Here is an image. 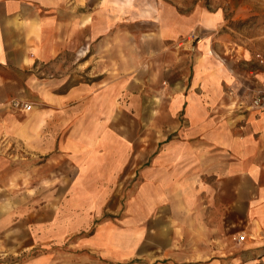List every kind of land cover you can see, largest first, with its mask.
I'll list each match as a JSON object with an SVG mask.
<instances>
[{
  "label": "crops",
  "instance_id": "obj_1",
  "mask_svg": "<svg viewBox=\"0 0 264 264\" xmlns=\"http://www.w3.org/2000/svg\"><path fill=\"white\" fill-rule=\"evenodd\" d=\"M240 1L0 0V264H264V48L225 32Z\"/></svg>",
  "mask_w": 264,
  "mask_h": 264
},
{
  "label": "rangeland",
  "instance_id": "obj_2",
  "mask_svg": "<svg viewBox=\"0 0 264 264\" xmlns=\"http://www.w3.org/2000/svg\"><path fill=\"white\" fill-rule=\"evenodd\" d=\"M168 1L173 3L178 2V0ZM225 1L227 0H185L187 7L190 9L200 3L215 7L218 4L222 5ZM227 17L228 21L224 27V30H226L225 32H229L231 36L236 38L241 44H247V46L257 52L260 51L259 49L264 48V0H241L238 9L235 11H228ZM257 63L262 65L258 60ZM147 128V124H125L126 134L147 133ZM158 131H160V129H158ZM69 159L70 158L66 154L59 160L61 171L58 172L57 177L60 176V179L66 176L68 177L71 173L69 169ZM44 169L46 172H49L47 166ZM132 171L133 166L130 163L123 173V185L114 189V194L116 196H127L133 193L134 179L130 176ZM84 192V188H78V194L84 195Z\"/></svg>",
  "mask_w": 264,
  "mask_h": 264
},
{
  "label": "built area",
  "instance_id": "obj_3",
  "mask_svg": "<svg viewBox=\"0 0 264 264\" xmlns=\"http://www.w3.org/2000/svg\"><path fill=\"white\" fill-rule=\"evenodd\" d=\"M256 58L258 60V62L262 65H264V51H260L257 53ZM262 97L263 95L259 94L255 99H254V105H260L261 101H262ZM12 105L14 108L16 109H21L24 111H28L32 108V104L26 101H23L21 99H13L12 100ZM246 236L245 234H241L239 236V240H245Z\"/></svg>",
  "mask_w": 264,
  "mask_h": 264
}]
</instances>
